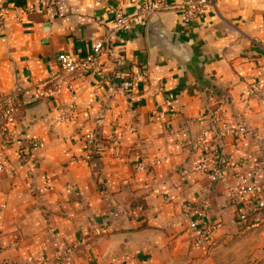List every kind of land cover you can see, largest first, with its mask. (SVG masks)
<instances>
[{
    "label": "crops",
    "instance_id": "1",
    "mask_svg": "<svg viewBox=\"0 0 264 264\" xmlns=\"http://www.w3.org/2000/svg\"><path fill=\"white\" fill-rule=\"evenodd\" d=\"M166 1L142 15L147 0H0V95L19 101L13 139L0 141V264H63L66 248L71 264L233 256L236 213L250 198L239 177L264 195V105L250 95L264 90V0H213L191 24L179 10L187 0ZM99 44L96 69L61 70L59 54L83 58ZM222 157L241 162L237 177L199 169Z\"/></svg>",
    "mask_w": 264,
    "mask_h": 264
},
{
    "label": "built area",
    "instance_id": "2",
    "mask_svg": "<svg viewBox=\"0 0 264 264\" xmlns=\"http://www.w3.org/2000/svg\"><path fill=\"white\" fill-rule=\"evenodd\" d=\"M166 0H147L145 5L141 9L142 15H149L159 10H164L168 8ZM213 6V0H187L184 1L180 6L179 10L181 11L182 19L186 24H191L198 21L203 14L207 12L208 9H211ZM115 18L117 24L120 27L128 26L132 19L127 18L121 11L115 12ZM101 50V44H99L94 54H90L83 58H74L72 55L67 53H61L57 57V62L61 70L66 74H73L75 72L85 73L91 69H96L98 67L97 54ZM133 81H127L121 85V90H129L133 87ZM68 90L72 92V100L76 101L77 97L75 95L74 89L71 85L68 86ZM250 95H255L262 100L264 105V90L258 87H252ZM74 110L73 106H70L66 111L59 114L55 119L56 121H67L69 120V114ZM19 111V101L16 94L10 95H0V141L8 142L13 139V129L16 124V118ZM241 131L243 129L241 128ZM113 139L114 152L113 155L115 158L120 157L119 149L122 145L121 138H115L114 135L111 136ZM84 141L87 144V154L82 158L83 161H90L94 154V149L96 146V139L94 135H86ZM199 148H205L208 144L206 133L202 132L200 139L198 141ZM29 146L31 149H40L44 147V144L39 140L29 141ZM81 159V158H80ZM79 161V158H76L72 163ZM241 162H231L228 158L222 157L220 161H213L212 163L203 162L199 169L202 170H211L213 174V180L220 179L228 171H232L234 177L238 176V170L240 168ZM240 182V194L248 198L249 207L246 204L244 210L241 211V214L238 216L239 221L246 223L250 220V217L254 214L261 213L263 210V198L253 196L255 191V186L250 179L246 177H239ZM252 197V198H251ZM201 216V215H200ZM197 221H194L191 224V228H196ZM214 228H210L206 231V235L212 234L211 232ZM73 252L71 248H66L60 256V260L63 264H71Z\"/></svg>",
    "mask_w": 264,
    "mask_h": 264
},
{
    "label": "rangeland",
    "instance_id": "3",
    "mask_svg": "<svg viewBox=\"0 0 264 264\" xmlns=\"http://www.w3.org/2000/svg\"><path fill=\"white\" fill-rule=\"evenodd\" d=\"M262 198V212L252 215L246 223L239 221L241 211L236 213L237 227L230 239L232 245L228 248L233 250V256L227 258L226 254H222V263L217 264H264V195Z\"/></svg>",
    "mask_w": 264,
    "mask_h": 264
},
{
    "label": "water",
    "instance_id": "4",
    "mask_svg": "<svg viewBox=\"0 0 264 264\" xmlns=\"http://www.w3.org/2000/svg\"><path fill=\"white\" fill-rule=\"evenodd\" d=\"M158 36L163 40V43L165 45H167L171 50H173V51H175L177 53L179 51H181V48L179 46H175V45L171 44V39L169 38V36L166 33L161 32V33H159Z\"/></svg>",
    "mask_w": 264,
    "mask_h": 264
}]
</instances>
